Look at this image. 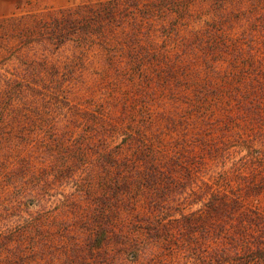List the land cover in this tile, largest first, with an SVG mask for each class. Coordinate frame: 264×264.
Returning <instances> with one entry per match:
<instances>
[{"label":"trees","instance_id":"trees-1","mask_svg":"<svg viewBox=\"0 0 264 264\" xmlns=\"http://www.w3.org/2000/svg\"><path fill=\"white\" fill-rule=\"evenodd\" d=\"M0 264H264V0L0 19Z\"/></svg>","mask_w":264,"mask_h":264},{"label":"rangeland","instance_id":"rangeland-1","mask_svg":"<svg viewBox=\"0 0 264 264\" xmlns=\"http://www.w3.org/2000/svg\"><path fill=\"white\" fill-rule=\"evenodd\" d=\"M110 0H0V19L46 9L61 10L83 3H99Z\"/></svg>","mask_w":264,"mask_h":264}]
</instances>
